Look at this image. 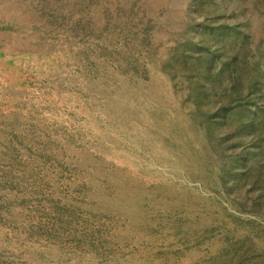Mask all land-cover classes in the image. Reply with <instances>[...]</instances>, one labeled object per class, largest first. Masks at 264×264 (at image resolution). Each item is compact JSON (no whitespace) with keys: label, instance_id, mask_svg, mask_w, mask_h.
<instances>
[{"label":"rangeland","instance_id":"1","mask_svg":"<svg viewBox=\"0 0 264 264\" xmlns=\"http://www.w3.org/2000/svg\"><path fill=\"white\" fill-rule=\"evenodd\" d=\"M197 2L0 0V264H264V0Z\"/></svg>","mask_w":264,"mask_h":264},{"label":"trees","instance_id":"2","mask_svg":"<svg viewBox=\"0 0 264 264\" xmlns=\"http://www.w3.org/2000/svg\"><path fill=\"white\" fill-rule=\"evenodd\" d=\"M200 1H202V0H198L197 5L200 3ZM199 5H201V3H200ZM258 67L261 69V72H263L262 74H264V63H258ZM231 70H232V69L229 68V71H231ZM229 71L227 70V74H225L226 76L228 75V78L230 77ZM262 74L256 75V76H254V77H256L258 80H260ZM234 76H235V75H234V72H233V78H234ZM237 77H238V76H236V78H237ZM251 79H252V78H251ZM231 80H233V81L235 82V79H231ZM257 82H258V81L253 82L252 85H255ZM235 86L237 87V84H236Z\"/></svg>","mask_w":264,"mask_h":264}]
</instances>
